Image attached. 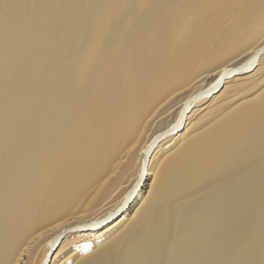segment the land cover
<instances>
[{
	"label": "bare ground",
	"instance_id": "obj_1",
	"mask_svg": "<svg viewBox=\"0 0 264 264\" xmlns=\"http://www.w3.org/2000/svg\"><path fill=\"white\" fill-rule=\"evenodd\" d=\"M263 35L264 0H0V264H264Z\"/></svg>",
	"mask_w": 264,
	"mask_h": 264
},
{
	"label": "rangeland",
	"instance_id": "obj_2",
	"mask_svg": "<svg viewBox=\"0 0 264 264\" xmlns=\"http://www.w3.org/2000/svg\"><path fill=\"white\" fill-rule=\"evenodd\" d=\"M264 36V35H263ZM260 74H261V77H264V69H262L261 71H260ZM209 84H207V85H205L206 87L208 86ZM236 91L237 90H235V91H232V92H230L228 95H231L230 97H233V95L234 94H237L236 93ZM177 99V100H176ZM178 99L179 98H175V100H176V103L172 106V108H171V110L168 112H165L164 114H162L160 117H158L155 121H154V123H153V125H152V132H155L156 130H162V129H165V128H167L168 127V125L170 124V126L172 125V123H173V121L175 120V117H176V113H177V110H178V107L180 106V104L182 103V102H179L178 101ZM221 98H216L215 99V101H218V100H220ZM230 98H228L227 99V101L226 102H228V100H229ZM174 100V101H175ZM224 100L223 101H221L220 103H219V105H221V106H217V107H215V108H213V109H211V108H209V107H205V106H207L208 104H204L203 106H201L200 108H202L203 110L202 111H198V112H196L195 111V115L193 116V119H192V123H194L203 113H206V110H207V113H208V116H214L215 114H217V110H218V108H220V107H223V106H225V104H224ZM174 103V102H173ZM223 104V105H222ZM212 106H214V104L212 105ZM204 108H206V109H204Z\"/></svg>",
	"mask_w": 264,
	"mask_h": 264
}]
</instances>
